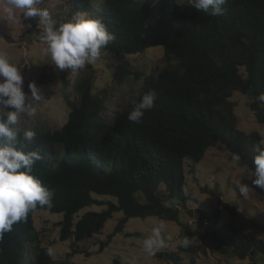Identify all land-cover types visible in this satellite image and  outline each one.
<instances>
[{
    "label": "trees",
    "instance_id": "1",
    "mask_svg": "<svg viewBox=\"0 0 264 264\" xmlns=\"http://www.w3.org/2000/svg\"><path fill=\"white\" fill-rule=\"evenodd\" d=\"M68 5L71 15L86 12L102 20L114 35L102 52L116 61L111 73L116 83L144 76L130 64L129 55L160 46L164 64L145 75L130 103L111 117L102 112L103 102L93 91L92 75L85 74L73 83L78 90L75 101L64 93L68 112L59 128H29L36 137L24 150L39 151L43 156L33 165V175L53 192L52 207L38 205L36 209L62 214L56 223L59 241L90 238L113 213L122 212L101 246L123 232L129 218L156 216L179 225L177 249L189 259L184 264H196L194 253L198 256L201 248L196 237L210 239L224 255H232V247L253 239L249 257L255 251L264 254V240L234 225L221 224L218 209L210 211L212 229L201 235L180 221L178 207L173 205L188 199L184 161L198 163L207 148L217 143L230 153H239L254 170L253 146L262 137L256 130L246 133L237 128L230 97L233 91L248 95L256 121L264 124V103L256 100L264 92V0H227L222 6L224 14L216 17L206 16L186 0H68ZM20 21V40L32 33L41 39L37 18L25 19L21 9ZM57 77L63 88L69 86L64 71L58 70ZM149 89L156 92L154 108L145 112L140 124L129 121L133 103ZM89 205L104 208L77 216ZM221 207L236 214L225 202ZM33 211L0 240V264H75L53 260L48 248L39 245L33 256L29 254L36 239ZM185 237L191 241L188 247L180 245ZM155 256L183 264L176 252H157Z\"/></svg>",
    "mask_w": 264,
    "mask_h": 264
},
{
    "label": "rangeland",
    "instance_id": "2",
    "mask_svg": "<svg viewBox=\"0 0 264 264\" xmlns=\"http://www.w3.org/2000/svg\"><path fill=\"white\" fill-rule=\"evenodd\" d=\"M7 7V0H0V51L6 52L12 63L23 67L24 90H28L29 81H34L41 87L45 98L38 105L35 116L21 115L18 124L21 128L29 129L31 126L49 130L59 128L65 122L68 112L64 93H68L69 99L75 101L78 98V90L74 89L73 83L85 74L92 75L93 91L101 97L103 102L102 112L105 116L111 117L117 110H121L130 103L142 85L143 77L156 72L164 64L160 46L150 47L140 54L129 55L127 59L130 64L144 76L139 80L130 78L119 84L112 79L111 75L116 63L115 59L108 53L102 52L98 61L87 64L75 73L70 69L63 70L69 81V86L63 88L57 77V71L60 69L56 68L50 57L45 54V43L34 33L27 35L23 41L20 40L21 9H13L14 16L9 18ZM42 7H46L51 16L57 20L72 16L68 0H44ZM230 100L234 103L237 128L246 133L256 130L264 141V124L258 123L250 110L248 105L250 97L239 91H233ZM184 170L186 184L184 192L188 199L180 204L173 203L178 207L180 221L187 222L192 230L198 229L201 235H206L213 227L210 211L218 209L221 224L234 225L242 232L251 233L264 240V189L252 183L255 179V176H252L254 170L249 169L242 160L239 163L232 161L231 153L220 143L207 148L198 163L193 164L186 159ZM240 181L249 186L247 193H240L237 186ZM202 188L207 190L203 192ZM137 196L141 197L140 194ZM99 199L111 200L110 197ZM220 201L234 207L236 214L233 215L229 210L223 209ZM103 208L104 206L98 205L85 206L77 216L88 210L99 211ZM121 216L122 212L113 213L112 217L104 223L101 231L90 238L79 242H74L72 237L59 241V227L56 223L62 218V214L35 209L32 218L36 239L29 246V254L33 256L35 246L39 245L51 248V257L57 262L174 264L165 257L150 256L143 249V240L151 234L152 227L163 222L165 227L162 236L165 238L171 236L172 239L157 252H176L182 258L183 264L188 263V255L177 249L181 236L179 225L156 216L144 219L129 218L122 228L123 232L114 234L105 246H101V243L112 233ZM195 243L201 247L198 248V256L194 253L196 264H264V254L258 251L254 252L252 260L249 255L245 259H239L234 255L220 254L210 239L196 237ZM74 248L78 252H74Z\"/></svg>",
    "mask_w": 264,
    "mask_h": 264
},
{
    "label": "clouds",
    "instance_id": "3",
    "mask_svg": "<svg viewBox=\"0 0 264 264\" xmlns=\"http://www.w3.org/2000/svg\"><path fill=\"white\" fill-rule=\"evenodd\" d=\"M44 0H7L8 17L14 16L13 9H22L25 19L37 18L42 28L41 39L45 43V54L60 70L70 69L73 73L93 64L102 56V50L115 39L100 19L86 12H76L68 19L53 18ZM206 16H222V7L227 0H186ZM23 67L12 63L6 52L0 51V240L5 233L13 231V225L27 219L37 206L52 207L53 192L33 175V165L43 159L39 151H25L24 145L31 144L36 132L18 126L21 115L33 117L38 105L45 100L42 89L29 81L24 90ZM156 92L149 89L139 101L133 103L127 119L140 124L146 111L154 108ZM256 100L264 103V92ZM256 153L252 163L255 179L252 183L264 189V141L253 146ZM231 159L239 163V153H231ZM240 193H247L249 186L241 181L237 184ZM163 222L152 227L151 234L143 240L144 251L153 256L166 246L171 236H162ZM191 243L188 237L181 240L182 247ZM49 255L52 249H48Z\"/></svg>",
    "mask_w": 264,
    "mask_h": 264
},
{
    "label": "water",
    "instance_id": "4",
    "mask_svg": "<svg viewBox=\"0 0 264 264\" xmlns=\"http://www.w3.org/2000/svg\"><path fill=\"white\" fill-rule=\"evenodd\" d=\"M254 246L253 239L247 240V242L240 246H235L231 248V253L239 259H245L246 256L250 253L252 247Z\"/></svg>",
    "mask_w": 264,
    "mask_h": 264
},
{
    "label": "crops",
    "instance_id": "5",
    "mask_svg": "<svg viewBox=\"0 0 264 264\" xmlns=\"http://www.w3.org/2000/svg\"><path fill=\"white\" fill-rule=\"evenodd\" d=\"M251 259V258H250ZM252 260V259H251Z\"/></svg>",
    "mask_w": 264,
    "mask_h": 264
}]
</instances>
